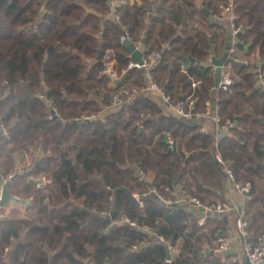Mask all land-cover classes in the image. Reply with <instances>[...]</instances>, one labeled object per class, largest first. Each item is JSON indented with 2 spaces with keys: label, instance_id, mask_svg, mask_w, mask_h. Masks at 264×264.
<instances>
[{
  "label": "trees",
  "instance_id": "16d2710c",
  "mask_svg": "<svg viewBox=\"0 0 264 264\" xmlns=\"http://www.w3.org/2000/svg\"><path fill=\"white\" fill-rule=\"evenodd\" d=\"M212 1L163 0L147 22L145 2L114 10L107 0H0V186L9 178L20 200L0 209L9 210L0 222V264H169L165 245L176 247L188 217L149 192L173 204L189 197L221 205L219 133L165 115L148 75L128 69L132 57L122 42L125 34L133 44L146 38L149 53H161L151 74L174 104L191 99L198 112L208 100L218 105L214 67L201 66L211 63L212 47L216 56V23L201 14L206 7L215 16ZM190 17L196 21L187 30ZM108 54L122 76L118 85L100 74ZM189 58L200 65L183 71L179 60ZM116 96L122 104L113 109ZM34 133L46 135L47 149ZM166 137L174 141L172 155ZM20 154L35 163L29 177L17 171ZM41 179L49 181L45 189ZM124 188L146 207L134 205ZM215 228L214 236L221 225ZM192 236L183 242L192 255L185 264H197L202 252L204 238Z\"/></svg>",
  "mask_w": 264,
  "mask_h": 264
},
{
  "label": "built area",
  "instance_id": "2783aa9c",
  "mask_svg": "<svg viewBox=\"0 0 264 264\" xmlns=\"http://www.w3.org/2000/svg\"><path fill=\"white\" fill-rule=\"evenodd\" d=\"M110 3V6L116 10V8H120L123 6L128 5L130 0H107ZM147 22H149V20H147ZM126 41H131L130 37L128 34L123 35L122 37V42H126ZM141 42H139L138 44L135 43L137 45V47L140 45ZM146 54H145V58H144V64L140 65L139 63H133L131 61V63L128 65V69L130 70H135V69H141L144 68L146 70L149 71V73L147 74L149 77V82H148V91L151 92L153 95H155L156 97H158L159 99H161V104L164 108V110L168 113V114H172L177 118L180 119H186V120H190L193 119L195 120H200V122L205 121L206 124H203V126L201 127V131L202 132H207L208 129H210L209 125H211V127H213V132H217L219 133L218 130V105L216 102H214L213 100H208V102H206L205 105V109L201 112L196 111L195 108V103L193 102V100L190 99L189 103H184V102H179L178 104H174L173 103V99L172 97L167 93L166 89L161 86L157 80L152 76L151 72L153 66L157 65L158 63H160V61L162 60V55L159 52H153L152 54L149 53L148 51V47L146 46ZM183 71L184 68L183 66L181 67ZM102 71L100 72L101 75H110L112 77V81H117V79H121L122 76H118V74H116V70H114V66L112 63V56L110 54H108L106 56V59L104 61V66L101 69ZM201 80H197L193 82V86H198L199 84H201ZM125 94H130L129 90H124ZM122 101L121 98L119 96H116L113 100L112 103V107L113 109H118L121 107ZM209 124V125H208ZM35 140L39 143V144H43L45 147L48 146V138L44 135V134H38V133H34L33 134ZM174 141L170 142V145L173 146ZM217 161L219 162V156H215ZM33 168V164H31L30 167L22 169V171L24 172H30V170H32ZM9 178L5 177L2 179L4 184H7ZM38 186L45 188L46 186H48V181L46 180H40L38 182ZM1 192H2V187L0 189V196H1ZM151 192L157 194V192L155 190H151ZM133 197L139 202L140 201V196L137 194H132ZM159 195V194H158ZM159 197L165 201L161 195H159ZM168 205H172L173 203L165 201ZM187 204L192 206L193 208H195L196 210L200 211L203 216H201L200 220H199V224L203 225L207 219L208 214H217V215H221V205L219 206H213L211 208L205 206L203 203H201L199 200L195 199V198H189V197H183L180 198L177 202H175L173 204V206H175L176 204ZM0 215H2L0 213ZM3 216V215H2ZM148 230V229H147ZM108 231V229H107ZM163 239V238H162ZM219 249L218 251H222V239H221V243L219 245Z\"/></svg>",
  "mask_w": 264,
  "mask_h": 264
},
{
  "label": "crops",
  "instance_id": "0c3cea01",
  "mask_svg": "<svg viewBox=\"0 0 264 264\" xmlns=\"http://www.w3.org/2000/svg\"><path fill=\"white\" fill-rule=\"evenodd\" d=\"M136 1L140 5L145 2V4L147 3V5L149 6V7H144V9H143L144 11L147 12V15H148V19L147 20H150V17L152 18V16H154L153 12H157V9L164 5L163 0H130V4L133 5V3L136 2ZM213 1H212V4H213ZM201 2H202V0H197L198 5L201 4ZM205 9L209 13H211L210 16H206L205 14H203L204 19H205L204 20L205 23L207 21L209 23L210 22H212V23L215 22V16L212 13L213 10H210L209 8H206V7L203 8L202 10H205ZM202 10H201V14H202ZM195 21H196V19L193 18V17L188 18V20L185 19L184 23H183V27L188 30L191 27H193ZM212 57H213V55H212ZM190 59L191 58H189V60ZM212 59H211V63L210 64L209 63L203 64V65L201 64V66L204 67V68H207L210 65L212 67H214L212 65ZM180 60H179V63L181 64V67L183 66L185 71H189V69H194V67H192L191 65H193V66L200 65V63H198L195 59H194L195 62L190 61V62H187V63L185 61H183L182 59H180ZM214 70L216 72V67H214ZM161 108H162V110H164L162 105H161ZM163 113L165 115H169V114H167V112L165 110H164ZM201 123L206 124L205 121H202ZM209 127H210V129L212 131L213 127H211V125H209ZM168 140H169V138H168ZM170 142L171 141L169 140L168 141L169 149L172 148V151H173V146L170 145ZM39 147L42 148V149H45L43 144H39ZM168 152H169V150H168ZM34 157H39V153L37 152ZM16 159H17L16 162H18L17 163V170L25 169V168L30 167L31 164H35L34 162H32V159H29V157L27 155H25V154L17 155ZM216 161H217V159H216ZM149 195H150V192H149ZM11 204H13V203H11ZM31 204H32L31 200L23 202V208H26L27 206H30ZM140 205L143 208L146 207V205L143 202V200L140 201ZM179 205H183V204H179ZM167 206H169V205H167ZM169 207H171V206H169ZM8 211L3 213V215H6L8 213ZM177 212L186 213V215L188 217V221L185 224V226L183 227L182 236H181L179 242L177 243L176 247L172 248V247H169L167 245L170 248L172 259H171V262L167 261V253H166V261L169 264H173L174 261L176 260L177 256L179 254H181V253L185 254V258H183V260L181 261L182 264L186 263V257H189V258L192 259V255L189 254V252L186 250V247L183 244V242L184 241H191L192 242L193 241V236L192 235L194 234V231H198L199 235L204 238V242L202 244V252L198 256L197 264H222V251H218V249L220 247L219 245H220L221 239H222L221 238V228L218 229V230H215L217 232L216 236L211 234V230L212 229H216L215 227L217 225H221V215L220 216H216V214L213 213L210 216V217H212L211 220H209L210 217H207L205 223L203 225H200L199 224V220L201 218L200 214H202V213L200 211L196 210L195 208H193L192 206L187 205L186 208L181 207L179 210H177ZM207 220H209V221L207 222ZM1 221L2 220L0 219V222ZM199 228H204V233H208L209 232L206 237L203 236V232L198 230ZM97 237L101 238V239H104L105 234L104 235L103 234H98Z\"/></svg>",
  "mask_w": 264,
  "mask_h": 264
},
{
  "label": "water",
  "instance_id": "95a60500",
  "mask_svg": "<svg viewBox=\"0 0 264 264\" xmlns=\"http://www.w3.org/2000/svg\"><path fill=\"white\" fill-rule=\"evenodd\" d=\"M202 14H205L206 16H210L211 13H209L206 9L205 10H202ZM186 22V21H185ZM215 41L212 39V44H214ZM124 45L126 46V49L128 52H130L131 54V57H132V62L133 63H139L140 65H143L144 64V58H145V54H146V46H147V39L144 38L141 42V44L137 47V45L134 43H132L131 41H126L124 42ZM214 47H212V55H213V59H212V65L214 67H216V82H215V87L217 88V59L215 57V53H214ZM103 52L102 50L100 49L99 50V56H98V60L101 58ZM191 61L192 62H195V60L193 58H191ZM142 71L146 74L149 73L148 70L142 68ZM109 78L112 79V77L110 75H108ZM113 80V79H112ZM115 84L118 85V83H121V79H117V81H114ZM49 108L52 109V111L54 112L55 110L53 109V107L49 106ZM88 120V119H87ZM86 120V121H87ZM195 124H199L200 123V120H195ZM0 125H1V117H0ZM0 136H3L6 134V131L4 129V127L0 126ZM165 140L168 142V138L166 137ZM168 155H172V148L169 149V152H168ZM216 164L218 167L219 166V162L216 161ZM26 173V176L29 177L31 172H25ZM139 174V172H137V175ZM16 176H13L12 180L15 178ZM123 191H125L126 195H128V198L130 199V201L136 205V206H139L140 205V202H138L132 195L131 191L128 189V188H124ZM148 198H152V199H155L156 201H158L162 206H167V203L163 200H161V198L158 196V194H155V193H150V195L148 196ZM13 202H17V203H20V200L15 198L14 196L12 197L9 190H8V187H7V184H2V192H1V196H0V209L3 208V207H6L7 205L13 203ZM186 204H183V205H179V204H176L175 206H171L170 208L173 210V211H177L179 210L181 207L183 208H186ZM201 216H203V214H200ZM112 216L113 213H112ZM211 214H208L207 217H210ZM216 216H220V215H217ZM116 226L113 225V229L115 228ZM66 229V227H64ZM132 229L135 230V231H141V232H145V233H148L149 231L144 229V228H139L137 226H132ZM165 248H166V253H167V261L171 262V259H172V256H171V251H170V248L165 245ZM50 264H53V260H51V263Z\"/></svg>",
  "mask_w": 264,
  "mask_h": 264
},
{
  "label": "flooded vegetation",
  "instance_id": "af4514ba",
  "mask_svg": "<svg viewBox=\"0 0 264 264\" xmlns=\"http://www.w3.org/2000/svg\"><path fill=\"white\" fill-rule=\"evenodd\" d=\"M6 131V130H5ZM45 135V134H44ZM46 136V135H45ZM38 143V142H37ZM39 144V143H38ZM49 145V144H48ZM44 146V145H43ZM45 147V146H44ZM48 148V146L47 147H45V149H47ZM18 172H24V171H22V169H20V170H17ZM41 180H43V179H41ZM47 181V180H46ZM49 182V181H48ZM46 187H48V186H46ZM45 187V188H46ZM40 188H42V187H40ZM45 188H42V189H45ZM0 189H1V186H0ZM150 193H153V192H151L150 191ZM158 194V193H157ZM159 196V195H158ZM162 200V199H161ZM141 201V200H140ZM139 201V202H140ZM183 204H185V203H183ZM9 205H11V204H9ZM9 205H7V206H9ZM168 205V204H167ZM169 206H173V205H169ZM2 215H3V213H1ZM0 215V219L1 220H4V219H6V217L3 215ZM212 215V214H211ZM67 229V228H66ZM65 228H64V230H66ZM147 230V229H146ZM149 231V230H148ZM51 260H53V258H51ZM51 263V262H50ZM53 264H54V262H53Z\"/></svg>",
  "mask_w": 264,
  "mask_h": 264
}]
</instances>
